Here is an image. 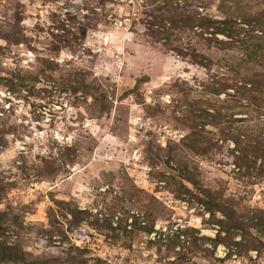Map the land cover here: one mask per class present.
Wrapping results in <instances>:
<instances>
[{
  "label": "rangeland",
  "instance_id": "rangeland-1",
  "mask_svg": "<svg viewBox=\"0 0 264 264\" xmlns=\"http://www.w3.org/2000/svg\"><path fill=\"white\" fill-rule=\"evenodd\" d=\"M0 264H264V0H0Z\"/></svg>",
  "mask_w": 264,
  "mask_h": 264
},
{
  "label": "built area",
  "instance_id": "built-area-1",
  "mask_svg": "<svg viewBox=\"0 0 264 264\" xmlns=\"http://www.w3.org/2000/svg\"><path fill=\"white\" fill-rule=\"evenodd\" d=\"M230 250H228V248H226L225 246L223 245H220L218 248H217V251H216V256L219 257L220 259H223V260H226L228 259L230 256L232 257V261L233 260H238V255L237 254H233L231 255L230 254ZM252 257L256 258L258 253H250Z\"/></svg>",
  "mask_w": 264,
  "mask_h": 264
}]
</instances>
